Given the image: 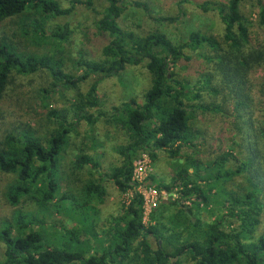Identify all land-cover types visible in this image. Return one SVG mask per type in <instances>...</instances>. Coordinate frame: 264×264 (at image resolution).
<instances>
[{"label": "trees", "instance_id": "obj_1", "mask_svg": "<svg viewBox=\"0 0 264 264\" xmlns=\"http://www.w3.org/2000/svg\"><path fill=\"white\" fill-rule=\"evenodd\" d=\"M245 1L197 4L203 13L216 14L221 26L217 36L191 29L171 37L158 29L136 33L121 28L120 0H106L96 22L107 40L100 59L80 53L72 63L59 43L70 33L66 26H53V20L70 16L75 5L90 9L94 0H71L68 9L56 0H0V24L15 18L16 26L10 34L0 33V101L14 80L40 72L47 74L52 87L37 91L40 125L0 127V174L11 178L3 191L6 203L29 204L43 212H17L0 219V264H264V104L252 97L250 81L260 72L264 94V36L252 40L253 21L242 11ZM252 1L258 28L264 31V0ZM155 19L163 26L179 18ZM42 46L52 47V55L38 52ZM138 65L149 75V88L141 103L129 100L107 115L106 121L123 133L125 142L111 147L119 159L105 174L95 137V126L103 118L98 110L99 79L84 93L78 84L91 76H117ZM189 65L195 70L190 87L178 75V69ZM66 89L75 92L68 107L51 105L52 95ZM204 96H211V103L203 104ZM207 112L231 118L221 130L227 134V146L220 144L214 156L211 148L201 146L205 138L198 121ZM3 119L0 109V122ZM68 143L74 145L72 184L80 181L87 198L94 197L102 206L108 196L105 184L111 182L129 199L101 232L93 222L72 225L60 231L61 243L55 245L46 234L45 217L56 213L70 220L78 208L74 187L59 173ZM140 153H147L151 162L160 154L183 162L169 184L154 186L152 177L147 178L156 190L177 194L172 202L159 205L182 207L170 228L162 230L155 212L150 215L154 224L143 223V197L132 181L133 161ZM86 172L89 177L80 178ZM201 208L210 211L209 222L201 220Z\"/></svg>", "mask_w": 264, "mask_h": 264}, {"label": "rangeland", "instance_id": "obj_2", "mask_svg": "<svg viewBox=\"0 0 264 264\" xmlns=\"http://www.w3.org/2000/svg\"><path fill=\"white\" fill-rule=\"evenodd\" d=\"M56 1H58L62 9H68L70 7L69 1L71 0ZM205 1L224 2L225 0H120L119 5L122 6L123 13L118 19V24L121 28L136 33L158 29L171 37H175L185 32L183 30L194 29L217 36L221 26L216 14L213 12L203 13L202 10L197 7V4H201ZM136 3H139L141 6H137ZM252 3V0H246L242 4V11L247 16H250V19L253 21L250 33L252 40L257 42L264 36V31L258 28L257 18L253 13V9L250 7ZM107 5L106 0H94L93 6L90 9L83 5H75L70 16L59 17L53 20V26L56 28L66 26L68 33H70L65 40L59 41L63 49L62 52L66 55L67 60H71V62L74 63L80 53H82V56H87L86 58L95 60L100 59V50L107 40L106 36L99 33L97 30L96 22L101 18L102 11ZM159 16L178 17L179 19L177 23L173 25H166V23H164L163 26H160L159 23L155 22V18ZM14 22L15 18L11 20L7 19L1 23L0 33L5 32V34H10L15 31L16 26ZM37 51L50 56L53 53L52 47L50 46H42ZM194 71L192 65H189L186 70L182 68L178 69L180 79L187 80L189 87L193 85L192 82L195 80ZM98 79L97 92L100 101L98 110L103 114V118H101L95 126V137L99 142V145L96 146V152L101 156L98 158L101 172L106 174L108 168L115 165L119 159L111 152V147L125 142L123 133L106 121L108 118L107 115L111 114L113 107L119 106L129 100L136 99L138 103H141L143 94L149 88V75L143 65L128 66L117 76L109 78L91 76L78 84L79 91L82 93L86 92L90 84ZM250 81L253 84V89L251 91L252 97L255 100H260L264 104V94L261 95L260 93L262 74L260 72H255L251 75ZM41 88L48 91L52 90L51 80L45 72L14 80L12 85L8 86L3 99L0 101V109L4 114V119L0 122V127L3 128L11 124L27 122L40 125L42 123V113L35 99L37 100V91ZM74 94L75 92L73 90L68 89L57 92L52 95L50 103L54 107H68L69 104L67 101H71ZM218 99L219 98H216L214 101L218 103ZM211 100H213L211 96H204L202 103L206 105L211 103ZM229 119L231 118H221L220 115L211 112H207L199 117L198 125L205 138V144L201 145L202 150L211 148L214 156L215 150L220 144L221 146H227L225 140L227 134L221 130L228 127L227 123ZM81 124V130H86V125L84 123ZM195 141L198 142L199 138ZM73 146L74 145L71 143L66 144L65 150L61 155V168L59 173L65 174L64 178L67 179L68 186L72 185L71 187H74L73 192L76 196L75 203L78 206L76 210L78 214L75 212V217L70 220L67 217L57 216L56 213H48L47 217H45V220L49 223V226L45 229L46 234L55 245L61 243L62 239L59 238L63 229H69L72 225L86 226L93 222L96 225L97 231L101 232L102 229L107 228L108 222L111 221L112 216L118 214L123 202H127V199H129L128 196L119 194L111 182H107L105 186L108 196L105 203L99 206L94 197L87 198V196L81 192L80 181L73 185L72 182L76 180V178L71 174L69 166L74 153ZM89 154L91 155L92 152ZM141 154L142 153H140L137 158ZM137 158H135L134 161ZM179 163L183 164L182 161L173 160L166 157L164 154H160L154 162H151V173L149 176L153 179L152 184L154 186L158 185V183L159 185L169 184L174 176V172L177 171L179 167ZM88 172L80 176V178H88ZM93 175L95 176L94 173ZM10 180L11 178L9 176L0 174V219H9L14 213H24L30 210H36L38 215H41L43 212L35 206L21 204L17 207H10L6 203L3 197V191L6 183ZM176 198L177 194L173 191L168 196L158 200L156 207L154 209L152 208V210L150 208L151 211H147L146 215L143 216L144 225L148 226L155 223V221L153 222L150 220V215L155 212L156 221L162 226L164 225L162 230L170 228L169 222L174 217L173 215L177 214V211L182 207H174L168 204L166 208H161L159 205L161 203H170ZM191 207L194 209L193 204ZM94 208L99 210L98 215H94ZM209 213L210 211L208 209L201 208L199 210L201 220L209 222L213 218L211 213ZM72 214L73 213H71V216ZM160 224H158L159 227ZM262 229L263 228H261V231H263ZM149 241L151 246L155 249L156 241L151 237ZM70 249L72 250L73 247L71 246ZM2 251L3 246L0 244V260L2 259ZM174 262L175 260H172V263Z\"/></svg>", "mask_w": 264, "mask_h": 264}, {"label": "built area", "instance_id": "obj_3", "mask_svg": "<svg viewBox=\"0 0 264 264\" xmlns=\"http://www.w3.org/2000/svg\"><path fill=\"white\" fill-rule=\"evenodd\" d=\"M150 173L151 160L149 159L147 153H142L133 162L132 181L137 184V191L143 197L144 215H146L147 211L149 212L152 210V208L154 209L156 207L158 200H161L163 197H166L170 194L161 189L158 191L147 183V178L149 177ZM189 204L190 203L186 202L184 205Z\"/></svg>", "mask_w": 264, "mask_h": 264}, {"label": "crops", "instance_id": "obj_4", "mask_svg": "<svg viewBox=\"0 0 264 264\" xmlns=\"http://www.w3.org/2000/svg\"><path fill=\"white\" fill-rule=\"evenodd\" d=\"M172 179H173V177H172ZM158 183V182H157ZM158 185H159V183H158Z\"/></svg>", "mask_w": 264, "mask_h": 264}]
</instances>
